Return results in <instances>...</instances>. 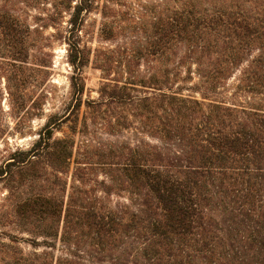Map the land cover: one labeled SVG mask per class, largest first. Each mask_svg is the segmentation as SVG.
Masks as SVG:
<instances>
[{"label":"trees","instance_id":"obj_1","mask_svg":"<svg viewBox=\"0 0 264 264\" xmlns=\"http://www.w3.org/2000/svg\"><path fill=\"white\" fill-rule=\"evenodd\" d=\"M171 2L151 50L124 52L128 74L134 59L162 57L161 77L114 79L86 105L153 142L102 149L117 167L103 196L38 194L24 202L56 226L40 244L38 264H264V0ZM93 4L74 0L73 31ZM67 44L76 104L57 123L78 120L85 87V50L78 40ZM55 122H46L19 163L48 156L57 171L69 168L75 140L53 138ZM114 189L126 196L111 206Z\"/></svg>","mask_w":264,"mask_h":264},{"label":"rangeland","instance_id":"obj_2","mask_svg":"<svg viewBox=\"0 0 264 264\" xmlns=\"http://www.w3.org/2000/svg\"><path fill=\"white\" fill-rule=\"evenodd\" d=\"M73 5L74 0H0V17L9 27L0 28V168L5 171L0 176V264H38L45 250L40 244L50 240L45 234L55 232L50 218L38 216V205L25 201L38 194L64 201L70 194L103 196V182L110 184L108 172L117 167L100 156L102 149L105 153L110 146L153 142L132 128H120L115 117H95L86 105L100 98L104 83L131 73L146 78L163 74L165 60L153 55L134 59L131 73H126L124 52L152 47L148 42L155 40L157 22L165 20L171 0H94L91 11L83 13L80 31H73L68 22ZM73 40L80 42L88 59L82 69L85 87L78 120L57 123V117L76 104L70 87L74 69L67 57V41ZM50 118L56 121L53 138L68 134L75 140L72 162L64 173L48 156L32 157L26 164L18 161ZM124 196L114 189L108 198L111 206Z\"/></svg>","mask_w":264,"mask_h":264}]
</instances>
